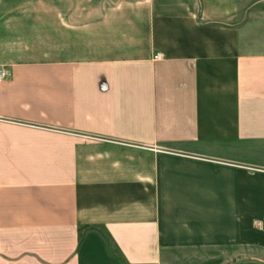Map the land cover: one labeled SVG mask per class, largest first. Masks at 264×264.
Listing matches in <instances>:
<instances>
[{"label": "crops", "instance_id": "1", "mask_svg": "<svg viewBox=\"0 0 264 264\" xmlns=\"http://www.w3.org/2000/svg\"><path fill=\"white\" fill-rule=\"evenodd\" d=\"M264 0H0V264H264Z\"/></svg>", "mask_w": 264, "mask_h": 264}, {"label": "built area", "instance_id": "2", "mask_svg": "<svg viewBox=\"0 0 264 264\" xmlns=\"http://www.w3.org/2000/svg\"><path fill=\"white\" fill-rule=\"evenodd\" d=\"M3 77V70H0V79Z\"/></svg>", "mask_w": 264, "mask_h": 264}, {"label": "rangeland", "instance_id": "3", "mask_svg": "<svg viewBox=\"0 0 264 264\" xmlns=\"http://www.w3.org/2000/svg\"><path fill=\"white\" fill-rule=\"evenodd\" d=\"M263 8H264V4H262ZM264 10V9H263Z\"/></svg>", "mask_w": 264, "mask_h": 264}]
</instances>
